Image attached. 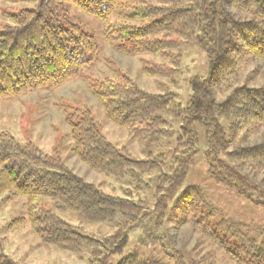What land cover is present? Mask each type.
<instances>
[{
    "label": "rangeland",
    "instance_id": "rangeland-1",
    "mask_svg": "<svg viewBox=\"0 0 264 264\" xmlns=\"http://www.w3.org/2000/svg\"><path fill=\"white\" fill-rule=\"evenodd\" d=\"M122 3L106 20L87 14L69 1L58 4L59 23L73 26L92 38L96 46L94 61L78 78L57 89L0 98V135H8L21 146H32L46 159L103 194L135 204V211L117 215L111 223L91 224L55 201L38 198L29 206L30 200L6 191L0 194V250L13 264H119L128 257L140 264L152 261L237 264L228 253L238 246L229 240L238 231L237 226L258 246L264 243V203L260 196L264 190V171L252 172L249 167L243 170L262 189L247 199L212 178L207 139L201 128L197 146L193 150H179L185 154H176L180 122L162 118L167 123V136L158 134L154 136L158 142H152L149 132L138 133L108 119L106 110L112 109L113 104L108 108L107 101L100 99L98 93L101 87H106V81L135 86L149 94H172L186 107L193 95L192 84L205 79L210 69L206 44L195 41L201 36L196 29L193 33H184L173 28L176 32L168 34L167 40L176 50L165 55L117 53L112 32L117 26L130 24L124 18L126 14L165 4L175 8L184 6L172 0H124ZM225 9L235 20L253 18L252 11L229 5ZM22 10H36V4L27 0H0V30L12 27L10 16ZM233 76L213 91L217 102L225 100L235 89L263 88L264 62L247 55ZM84 114L117 152L145 164L131 165L125 174L115 177L81 162L73 153L70 118ZM260 143H264V126L249 125L239 131L236 142L224 154ZM224 154L220 153L219 158L227 163ZM2 167L0 164V174ZM180 168H184L181 174ZM190 187L200 189L205 207L191 206L188 200L181 199V194ZM42 210L99 245L84 247L78 253L42 245L29 223V213ZM120 235H125L124 246L110 252L112 240Z\"/></svg>",
    "mask_w": 264,
    "mask_h": 264
},
{
    "label": "trees",
    "instance_id": "trees-1",
    "mask_svg": "<svg viewBox=\"0 0 264 264\" xmlns=\"http://www.w3.org/2000/svg\"><path fill=\"white\" fill-rule=\"evenodd\" d=\"M27 1L35 3L36 10L11 15L13 26L0 30V98L57 89L78 78L94 61L96 46L92 38L58 21L57 6L65 0ZM66 1L106 20L124 0ZM172 1L184 6L175 8L165 4L126 14L124 18L130 24L113 29V48L126 56L165 55L176 50L167 40L168 34L176 32L173 28L184 33H193L194 29L200 32L201 38L195 41L206 44L210 69L205 79L192 84L193 95L188 105L182 107L172 94L144 93L135 86L118 85L113 81H106V87L100 88L99 98L107 101L108 108L113 104L112 109L106 110L111 122L138 133L149 132L152 142H158L154 140L158 134L167 136V123L162 118L180 122L176 154H185L179 150H193L197 146L201 128L207 139L212 178L250 199V194L261 188L243 174V170L249 167L252 172L264 171V143L224 153L234 145L242 128L264 126V87L235 89L222 102L215 100L213 91L234 77L237 65L247 55L264 62V0H223L224 4L222 0ZM227 5L252 11V20H235L227 13ZM70 127L73 153L93 170L121 177L131 165L145 164L132 161L111 147L85 114L70 118ZM220 153L226 156L227 163L219 158ZM0 164L3 165L0 194L9 191L24 197L30 200L29 206L38 198L49 199L66 211L80 214L91 224L111 223L117 215L135 211V204L103 194L53 160L46 159L32 146H21L6 134L0 135ZM183 171L184 168H180L178 173ZM260 196L264 203V190ZM180 197L188 200V205L190 202L191 206H206L198 187L188 188ZM29 214V223L42 245L72 253L99 245L48 211ZM236 229L238 231L229 239L238 245L228 251L232 260L237 264H264V243L258 246L238 226ZM125 240V235L116 236L109 246L110 252L120 250ZM0 264H13L1 250ZM119 264L140 263L128 257Z\"/></svg>",
    "mask_w": 264,
    "mask_h": 264
}]
</instances>
